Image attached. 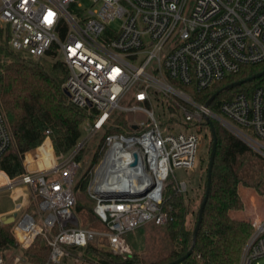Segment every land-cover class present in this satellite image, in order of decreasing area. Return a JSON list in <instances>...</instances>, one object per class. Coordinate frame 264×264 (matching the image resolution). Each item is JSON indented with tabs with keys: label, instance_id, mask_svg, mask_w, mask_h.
Listing matches in <instances>:
<instances>
[{
	"label": "built area",
	"instance_id": "built-area-1",
	"mask_svg": "<svg viewBox=\"0 0 264 264\" xmlns=\"http://www.w3.org/2000/svg\"><path fill=\"white\" fill-rule=\"evenodd\" d=\"M88 2L83 8L78 0H0V26H7L10 50L39 59L56 48L55 57L68 70L62 88L70 103L94 112L83 124L88 138L103 132L116 112L147 117L132 122L134 134L104 139L105 150L88 187L101 229L80 227L73 212L80 168L76 158L85 140L68 155L57 157L46 131L40 145L25 155L24 174L10 179L0 171V188L13 192L14 201L36 196V210L43 217L40 227L29 214L19 217L18 206L16 243L26 250L41 236L50 248L52 264L68 258L69 248L93 243L115 256L131 257L127 234L147 222L163 226L167 221L162 191L173 169L196 167L200 138L192 130L205 118L218 122L264 158V83L220 103L217 112L193 95L244 66L264 64V0ZM116 21L117 32L111 29ZM167 97L180 113V123L175 121L178 131L174 125L160 128L149 109ZM10 145L0 110V159ZM110 180L121 189L106 190ZM186 189L185 182L176 183L177 193L184 195ZM230 217L252 227L238 264H261L264 217L242 216L241 211ZM14 262L25 263L19 258ZM0 264H4L1 257Z\"/></svg>",
	"mask_w": 264,
	"mask_h": 264
},
{
	"label": "trees",
	"instance_id": "trees-1",
	"mask_svg": "<svg viewBox=\"0 0 264 264\" xmlns=\"http://www.w3.org/2000/svg\"><path fill=\"white\" fill-rule=\"evenodd\" d=\"M7 37L8 30H5V33L3 30L0 31V110L11 135V145L0 159V171L14 179L24 174L25 155L40 145L46 131L50 133L49 138L56 156L68 155L80 142L83 124L94 117V112L76 108L65 95L62 85L67 78L68 70L65 64L55 57V47H52L44 57L32 59L10 50ZM262 71L264 64L244 66L239 73L214 84L204 92L194 93V99L205 105L211 96L223 87ZM263 83L264 76L223 92L209 104L208 108L215 112L220 103L230 100L239 93L249 94ZM126 115L133 114L116 112L112 115L90 161L91 167L96 166L102 159L106 136L135 133V126L127 121ZM213 126L217 139L216 154L209 196L195 239L193 231L204 194L199 199L198 210L192 211L184 201L183 194L177 193L176 185L170 182L166 183L162 191L161 205L167 215V221L163 226L172 246L167 256L152 262L139 254L123 258L88 244L84 248H69V257L64 260H82L89 264H169L183 257L193 247L192 255L180 264H238L243 246L252 233L250 224L230 217L231 212L240 211L243 207L238 194L239 187L254 188L263 196L264 192L260 189L261 182L250 186L248 181L239 176L235 166L237 161L247 154L263 162L264 158L218 122L213 121ZM200 127L205 128L210 134L205 123ZM78 157L79 155L77 161ZM91 174V176L86 174L74 184V192L88 187L93 176V173ZM205 185L206 176L203 193ZM87 196L91 199L89 195ZM76 213L84 214L86 224L89 226L95 225L94 220L98 223L93 210L85 206L77 205ZM98 225L101 229L102 226L99 223ZM13 228V224L4 225L0 222L1 258L10 250L20 248L16 243ZM79 253H83L82 256ZM22 256L26 264H52L50 248L43 242L41 236L34 239L28 249L22 251Z\"/></svg>",
	"mask_w": 264,
	"mask_h": 264
},
{
	"label": "rangeland",
	"instance_id": "rangeland-1",
	"mask_svg": "<svg viewBox=\"0 0 264 264\" xmlns=\"http://www.w3.org/2000/svg\"><path fill=\"white\" fill-rule=\"evenodd\" d=\"M78 3L83 8H87L89 6L88 0H78ZM119 25V21L113 22L111 24V29L117 32L119 30ZM2 30L5 33V30H7V26L5 25L4 29H2V27L0 26V31L2 32ZM149 109L153 112L154 118L157 120L158 124L160 125V128H172V125H174L176 127L175 131L180 130V128H178L179 126H176L175 124L176 120L178 121V123H180V113L176 108L175 102L171 98H160L158 99V103H153ZM214 111L217 112L216 110ZM126 118L129 122L147 119L146 115L141 113L126 115ZM192 131L196 132L200 138L196 155V167L191 171L173 169V173L167 180V183L172 182L176 185V183L185 182L187 184V189L183 195L184 201L191 207L192 211H196L198 210L199 199L204 194L203 190L205 176L212 145V139L210 134L203 127L195 128ZM102 135L103 133L99 132L94 137L88 138L87 134L83 131L82 127L81 141L85 140V145L78 157L80 168L75 177V183H77L86 174L88 176H91V173H94L97 169L99 163L96 166L91 167L90 161L95 153V150L98 147ZM263 163L264 162L259 160L258 158L252 157L250 154H247L244 157L240 158L235 166L237 172L239 173V176L243 180L248 181L250 186H255L256 184L261 182L260 189L262 192H264ZM88 187L85 190L75 192L76 205L73 209V212L75 214V217L77 218V222L80 227H92V229H99V225L95 222V220V225L89 226L88 224H86L84 214L76 213L77 205L85 206L91 210L94 206V202L91 199L87 198V195H89ZM239 193V197L243 205L242 210H240L242 216L244 214H252V216L256 215L260 219H262L264 217V196L257 193V191L251 187H243L241 188ZM37 203L38 198H36V196L32 194L28 195L27 198L14 201L13 192L8 191L6 188H0V222L2 218H6L7 216L16 214L15 209L18 206H21V209L17 212L19 217L25 214H29L35 218L36 224L38 226L43 227V217L40 216L36 210ZM255 210H257V212ZM254 213L256 214L253 215ZM91 217L93 218V216ZM126 240L133 254H139L142 258H145L146 260L151 262L157 261L167 256L172 248L164 226H156L153 222H147L135 231L127 234ZM92 246L103 251V249H100V247H98V243H93ZM22 251V249L18 248L7 252V254L2 258L4 264H26V262H14L16 258L23 259ZM82 254L83 253H81L80 256H82ZM260 263L264 264V259L261 260ZM61 264L89 263L84 262L82 260L77 261L74 259H66L64 260V263L62 262Z\"/></svg>",
	"mask_w": 264,
	"mask_h": 264
},
{
	"label": "water",
	"instance_id": "water-1",
	"mask_svg": "<svg viewBox=\"0 0 264 264\" xmlns=\"http://www.w3.org/2000/svg\"><path fill=\"white\" fill-rule=\"evenodd\" d=\"M264 76V71L257 73L249 78H246L244 80H240L237 82H233L225 87H223L222 89L218 90L217 92H215L211 98L206 102L205 107H208L209 104L215 100L219 95H221L223 92L226 91H230L236 87H239L243 84H247L250 83L253 80L259 79L261 77ZM65 95L67 97H69L68 93L66 91H64ZM205 123L207 125V127L209 128L210 131V135L212 138V145H211V150H210V154H209V159H208V165H207V172H206V185H205V192L203 195V199L202 202L199 206V210H198V217H197V222L196 225L194 227V231H193V239H195V237L198 234L200 225H201V221H202V215H203V210L205 208L206 202L208 200V196H209V191H210V184H211V172H212V168H213V164H214V159H215V154H216V147H217V139H216V135H215V131H214V126H213V121L209 118H205ZM136 155H134V158L136 159ZM137 164V162H133L132 166H135ZM17 217V214H13L11 216H7L6 218H2L1 222L4 225H12L15 223V218ZM193 253V247L190 248V250L181 258L175 260L172 263L169 264H180L181 262H183L184 260H186L188 257H190Z\"/></svg>",
	"mask_w": 264,
	"mask_h": 264
},
{
	"label": "bare ground",
	"instance_id": "bare-ground-1",
	"mask_svg": "<svg viewBox=\"0 0 264 264\" xmlns=\"http://www.w3.org/2000/svg\"><path fill=\"white\" fill-rule=\"evenodd\" d=\"M111 180H110L109 185H104V188L106 190H109V191H118L119 189H121V188H118L117 185L115 186V182L114 181H111Z\"/></svg>",
	"mask_w": 264,
	"mask_h": 264
}]
</instances>
